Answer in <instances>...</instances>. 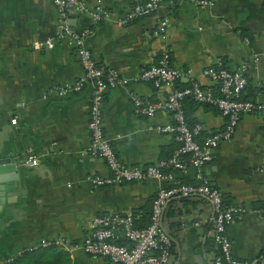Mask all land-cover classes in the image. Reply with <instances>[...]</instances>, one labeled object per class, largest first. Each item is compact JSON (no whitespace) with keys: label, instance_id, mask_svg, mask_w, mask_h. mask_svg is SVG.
I'll use <instances>...</instances> for the list:
<instances>
[{"label":"crops","instance_id":"0c3cea01","mask_svg":"<svg viewBox=\"0 0 264 264\" xmlns=\"http://www.w3.org/2000/svg\"><path fill=\"white\" fill-rule=\"evenodd\" d=\"M141 1L88 0L91 6L110 8L113 18L98 22L78 13L69 21L76 29L89 30L86 43L96 59L122 79L104 94V128L118 156L131 165L169 158L180 146L173 132L159 128L175 123L172 111L142 115L132 99L168 95L169 85L140 76L164 49L184 72L176 87L197 81L219 94V82L206 70L220 61L230 69L246 64L242 95L264 102V0H213L205 8L189 0H161L150 15L127 25L115 20ZM164 17L171 22L165 38L155 33ZM57 21L52 0H0V158L10 157L21 171L15 181L18 195L9 196L8 181H0L3 199H16L6 200L0 210V264H116L71 244L91 232L95 214L133 213L151 204L161 187L178 180L198 182L197 170L190 165L164 179L114 185L90 180L89 175L111 173L103 158L87 153L94 89L88 83L67 95L59 91L82 72L77 48L57 39L52 48L33 46L35 39L55 37ZM186 108L191 120L203 125L200 139L226 125V114L215 104L190 101ZM30 153L38 156L37 164L27 162ZM263 166L264 115L250 111L241 114L234 136L202 168L222 190L225 203L245 208L228 233L234 253L253 264H264ZM214 213L206 196H176L168 202L162 218L173 241L168 264H215Z\"/></svg>","mask_w":264,"mask_h":264},{"label":"built area","instance_id":"2783aa9c","mask_svg":"<svg viewBox=\"0 0 264 264\" xmlns=\"http://www.w3.org/2000/svg\"><path fill=\"white\" fill-rule=\"evenodd\" d=\"M195 5L205 8L212 5L213 0H189ZM58 12L55 37L38 38L33 41L36 49L52 48L57 40H66L77 48L83 69L78 78L60 85L59 91L67 95L72 91L83 89L91 83L94 92L91 101V141L87 153L103 158L109 166V175H89L97 185H114L127 181H144L151 177L164 179L173 176V171L196 167V183L181 182L161 187L152 203L150 222L139 225L138 213L121 214L119 212H101L92 217V230L80 243L71 247H82L86 252L107 256L116 264H168L172 256L173 241L162 227V216L168 202L176 196L201 195L208 197L215 208L212 217L214 223V242L217 252L215 264H253L252 261L238 257L232 247L228 226L235 217L245 212V208L236 204H227L220 187L202 173V168L211 160L213 151L226 140H230L236 131L242 113L256 111L264 115V102L242 95L247 85L245 71L247 65L230 69L222 61L216 67L206 70L220 84V93L215 94L206 89L200 82H193L184 87H176L183 70L172 64L168 49H164L157 63L143 68L141 78L153 81L156 85L167 84L171 87L164 99L144 101L137 95L132 99L136 111L142 115H153L157 110L172 111L175 123L159 126L163 131L173 132L180 141V146L169 158L146 165L127 164L118 156L111 138L105 132L103 99L106 90L122 82L119 73L96 59L86 43L89 30L74 28L69 19L75 13H85L94 21L113 18V11L103 4L91 6L88 0H52ZM162 4L161 0H145L137 2L121 13L115 20L120 25L154 13ZM170 19L161 18L156 25L155 33L167 37ZM249 41V39H247ZM191 96L199 102L217 105L227 116L224 128L208 133L202 139L201 122H190L186 114L184 100ZM16 122V120H14ZM188 153V156L185 154ZM30 164H37L39 158L30 153L27 158ZM264 170V166L262 167Z\"/></svg>","mask_w":264,"mask_h":264},{"label":"water","instance_id":"95a60500","mask_svg":"<svg viewBox=\"0 0 264 264\" xmlns=\"http://www.w3.org/2000/svg\"><path fill=\"white\" fill-rule=\"evenodd\" d=\"M77 16H78V13H75L72 17L76 18ZM20 178H21V171L19 169L18 164L16 162H13L12 159H10V157L0 158V181H8V187L11 191L9 192V196L18 195V190L16 189L15 181L19 180ZM4 196L5 195L3 193V188L1 187L0 188V210L3 209V205L6 200L8 201L16 200L15 198L13 199L10 197L3 199ZM257 263L258 261H256L254 264H257Z\"/></svg>","mask_w":264,"mask_h":264},{"label":"trees","instance_id":"16d2710c","mask_svg":"<svg viewBox=\"0 0 264 264\" xmlns=\"http://www.w3.org/2000/svg\"><path fill=\"white\" fill-rule=\"evenodd\" d=\"M244 97H246V96H244ZM190 101L193 102L194 104H202V102H199V101L195 100L191 96L186 97V99L184 100L186 114L188 116L189 121L193 123V121L189 117V113H188L187 108H186L187 102H190ZM203 103L210 104L208 102H203ZM152 203H153V201H152ZM152 203L149 204L148 206L144 207V208H139V209H136L134 211V213H138L139 214L138 219H137L139 225L145 226V225H147L150 222V215H151V212H152ZM47 263L50 264L51 262L49 260H47Z\"/></svg>","mask_w":264,"mask_h":264}]
</instances>
